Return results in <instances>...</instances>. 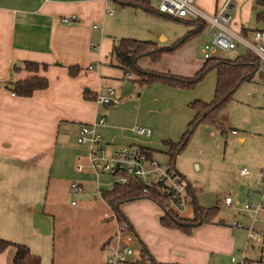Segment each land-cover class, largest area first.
Returning <instances> with one entry per match:
<instances>
[{"label": "crops", "instance_id": "1", "mask_svg": "<svg viewBox=\"0 0 264 264\" xmlns=\"http://www.w3.org/2000/svg\"><path fill=\"white\" fill-rule=\"evenodd\" d=\"M207 8L209 13L216 10L215 5ZM139 14L146 13L107 0H0V240L25 245L41 264H104L117 230L100 196L111 190L112 179L74 169L76 157L87 154V147L76 142L79 126L94 124L107 151L140 146L161 153L160 141H178L192 119L188 103L206 99L197 95L201 82L183 90L159 83L138 85L125 78L111 47L123 36L140 38L126 22L138 26L145 19ZM251 29L239 25L238 32L247 36ZM145 31L163 39L159 32ZM191 40L168 54L169 59L141 57L137 65L190 77L204 61L183 51ZM25 61L45 68L26 72L21 68ZM70 66L78 68L74 76L67 73ZM209 74L214 89L215 71L204 77ZM30 75L44 76L47 87L20 97L5 86ZM108 87L120 102L107 106L95 102ZM209 89L213 96L211 85L206 95ZM99 117L103 124L96 123ZM134 127H144L149 134L138 135L131 130ZM72 182L81 187L76 193L69 190ZM245 185L254 193L246 198L254 202L259 187ZM223 195L231 198V206L224 205L232 211L230 219L214 218L187 234L162 227L161 211L151 201L138 199L119 207L134 239L157 263L228 264L232 257L235 263L264 264V243L256 250L251 244L253 257L244 247L249 215L238 207V198ZM235 221L242 227L232 226ZM14 254L12 245L4 247L0 264H13Z\"/></svg>", "mask_w": 264, "mask_h": 264}, {"label": "rangeland", "instance_id": "2", "mask_svg": "<svg viewBox=\"0 0 264 264\" xmlns=\"http://www.w3.org/2000/svg\"><path fill=\"white\" fill-rule=\"evenodd\" d=\"M157 1L151 0V5H156ZM224 1L194 0V6L206 16H212L213 13L206 10L208 9L207 6L213 7L215 5L217 9ZM230 1L234 4V9L229 13L231 18L229 28L232 31L237 33L239 25L252 29L264 28V20H256L255 18L256 13L264 10V1L262 4H255L254 0ZM139 15H145V19H142L138 26L131 21L126 22L128 27L133 26L134 29L138 30L134 35L140 36V38L123 37L149 40L155 42L157 46L165 47L181 38L188 29L184 22L158 14L146 13ZM145 29L159 32L163 39L160 40L155 37V33L149 35ZM203 40L202 33L196 35L192 38L186 50L183 51H187L189 54L193 53L194 57L201 59L200 48ZM244 50L245 48L216 51L212 56L232 59ZM167 55L165 54V57H162V54L160 58L162 60L169 59ZM166 62H171V60H166ZM160 63L162 65L161 61ZM260 73L261 68L250 80L240 83L232 92L229 100L217 114V120L221 128L218 129L217 126L212 124L200 123L181 151L175 156L173 162L174 167L185 177V180L195 191L194 196L197 205L203 208L215 206L218 208L215 217L217 220L220 218L229 220L232 214V211L225 207L221 201L223 194L229 193L233 198H238V207L241 208L243 203L248 201L245 196V183H251V186L260 189L256 178V174L264 169V85L261 84ZM211 75L204 77L201 85H199V91L196 90L198 96H205L206 99L203 101H208L212 96L210 89L209 96L206 95L210 85L211 93L213 90V83L208 80L213 78ZM135 90H137V87ZM231 130H234L235 133H231ZM238 138L242 140L239 141ZM152 157L160 162L166 160V156L156 151L153 152ZM241 167L246 169L247 176H238L237 170ZM72 200L73 203L76 202L75 197ZM179 216L190 218L192 207L185 208L179 213ZM252 246L256 250L259 245L252 244ZM112 247L111 242L107 249L110 251ZM130 249L131 254L127 256V260L138 259L139 244L135 239L130 244ZM248 250L247 256L253 257L256 251L253 250V252L249 247Z\"/></svg>", "mask_w": 264, "mask_h": 264}, {"label": "trees", "instance_id": "3", "mask_svg": "<svg viewBox=\"0 0 264 264\" xmlns=\"http://www.w3.org/2000/svg\"><path fill=\"white\" fill-rule=\"evenodd\" d=\"M117 7H129L141 12L158 14L175 20L184 22L188 29L185 34L173 42L170 46L160 47L153 41L139 40L134 38H119L111 47V55L117 60V63L123 71L125 78L138 85L159 83L162 85L190 90L196 84L202 81L204 76L215 71V83L212 99L208 102L193 100L188 103L194 115L185 127L180 138L176 142L163 140L161 142L164 148L161 153L166 156V160L173 164L175 156L181 151L186 141L190 138L193 131L200 123H207L221 128L217 120V114L229 100L232 92L240 83L250 80L259 69L257 57L249 50L245 49L232 59L219 57H209L205 59L201 67L190 77H182L171 73H161L141 69L137 65V60L141 57H147L152 61L158 60L162 54H170L177 50L187 40L201 34L205 23L202 20L173 18L161 14L151 5V0H107ZM264 0H254L255 4H262ZM256 20H264V11L255 16ZM19 68V67H17ZM21 68L26 72H37L45 68V65H39L34 62L25 61ZM16 69V66H14ZM78 71L76 66L67 68L69 76H74ZM8 88L13 94L20 97H28L34 91L43 90L47 87V80L44 76L30 75L23 79L7 83ZM146 151V155L151 157L152 150L141 147ZM187 191L191 195L192 216L184 218L173 212L165 206L164 198L153 191L141 192L139 185H116L113 184L111 190L101 191L100 196L108 204L112 217L119 228L132 233V228L120 210V205L124 202L145 199L153 202L161 211L159 223L162 227L168 229H177L183 233H189L196 226L203 223H210L216 217L217 207L203 208L197 205L195 200V191L187 185ZM133 234V233H132ZM12 245L15 248L13 264H41L39 257L30 253L29 249L22 244H14L8 241L0 240V251ZM138 259L128 260L124 264H162L155 262L150 256L148 250L139 242ZM243 264H247L243 261Z\"/></svg>", "mask_w": 264, "mask_h": 264}, {"label": "built area", "instance_id": "4", "mask_svg": "<svg viewBox=\"0 0 264 264\" xmlns=\"http://www.w3.org/2000/svg\"><path fill=\"white\" fill-rule=\"evenodd\" d=\"M154 8L169 17L199 19L205 23L202 31L204 40L200 48L204 60L212 57L216 51L239 48L251 51L258 59L261 84L264 85V28L251 29L247 36L232 31L229 28L231 21L229 13L234 9V4L230 0H225L212 16H206L197 9L194 0H158ZM63 22L70 23V20L64 18ZM94 101L107 106L118 104L120 98L114 89L108 87L103 93H98ZM96 123L103 124V118L99 117ZM92 125L78 127L76 142L87 147V154L76 157L74 163L76 171L89 169L95 174L107 175L112 179V185H139L141 192L153 191L164 198L165 206L177 214L191 205L192 198L187 191L189 183L172 163L148 157L140 146H123L107 151L101 136L94 131ZM131 130L138 135L149 134L148 129L144 127H134ZM230 132L235 133L234 130ZM237 172L239 175L247 174L244 167L239 168ZM256 178L260 189L255 194V201H246L240 208L249 215V221L244 227L245 248L251 247V244L264 243V216H261V213H264V169L256 174ZM80 188L79 184L70 183L69 190L72 193L78 192ZM253 194L251 190L245 191L246 197ZM221 201L224 205L231 206V198L228 195H223ZM232 226L242 227L241 223L236 221L232 222ZM133 240L131 232L122 230L117 225L112 239L113 247L106 255L104 264H124L128 261L127 256L131 254L130 244ZM261 259L264 260V253ZM228 264H243V260L235 263L231 257Z\"/></svg>", "mask_w": 264, "mask_h": 264}, {"label": "water", "instance_id": "5", "mask_svg": "<svg viewBox=\"0 0 264 264\" xmlns=\"http://www.w3.org/2000/svg\"><path fill=\"white\" fill-rule=\"evenodd\" d=\"M5 86H6V88H10V87L7 86V84ZM85 91H86V89H85Z\"/></svg>", "mask_w": 264, "mask_h": 264}]
</instances>
